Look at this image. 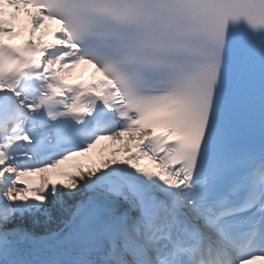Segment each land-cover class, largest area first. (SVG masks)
<instances>
[{
    "label": "snow or ice",
    "instance_id": "obj_1",
    "mask_svg": "<svg viewBox=\"0 0 264 264\" xmlns=\"http://www.w3.org/2000/svg\"><path fill=\"white\" fill-rule=\"evenodd\" d=\"M255 261L264 0H0V264Z\"/></svg>",
    "mask_w": 264,
    "mask_h": 264
},
{
    "label": "bare ground",
    "instance_id": "obj_2",
    "mask_svg": "<svg viewBox=\"0 0 264 264\" xmlns=\"http://www.w3.org/2000/svg\"><path fill=\"white\" fill-rule=\"evenodd\" d=\"M93 69L91 66H81L75 69L72 73L74 77H83L87 76L90 77L92 74ZM103 149V155L105 157H110V155L115 152V156L117 159L122 158L123 154H125L123 149V142L122 141H111V140H105L102 141L99 145H97L96 149H93L90 152V156L92 157V160L99 165L100 163V152ZM256 262V261H255ZM253 262V263H255Z\"/></svg>",
    "mask_w": 264,
    "mask_h": 264
}]
</instances>
